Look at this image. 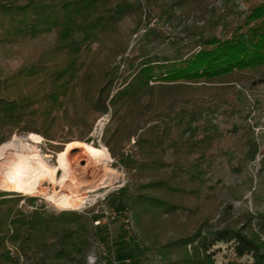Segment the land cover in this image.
I'll return each instance as SVG.
<instances>
[{
	"label": "trees",
	"instance_id": "16d2710c",
	"mask_svg": "<svg viewBox=\"0 0 264 264\" xmlns=\"http://www.w3.org/2000/svg\"><path fill=\"white\" fill-rule=\"evenodd\" d=\"M163 1L146 3L151 8ZM169 1V11L178 8L184 16L196 15L197 22L207 20V0ZM239 1L244 11L233 2L222 15L211 10L206 35L208 25L185 31L188 39L198 37L189 55L127 61L130 80L108 102L111 115L102 142L134 187L127 207L140 233L138 241L154 250L161 264H214L209 249L230 241L236 257L250 255L251 264H264V250L245 233L251 225L246 222L234 231L213 223L221 206L219 187L211 179L213 152L229 141L216 118L235 110L231 92L235 84L264 85V0ZM133 14H141V9L127 0L0 3L1 57H12L9 47L56 34L38 63H23L9 76L0 73V145L16 132L61 140L75 122L62 111L59 98L75 89L81 91L88 110L106 113L111 81L100 85L110 61L106 54L115 52L110 45L118 24ZM131 137L136 140L126 157L122 152ZM3 196L17 195L0 193V264L5 263V241L18 244L27 254L31 248L45 253L49 233H63L67 243L56 255L88 251L80 215L62 212V222L52 226L36 213L26 219L15 209L18 199ZM228 209L220 213L228 214ZM256 226L264 231V216Z\"/></svg>",
	"mask_w": 264,
	"mask_h": 264
},
{
	"label": "rangeland",
	"instance_id": "374dc122",
	"mask_svg": "<svg viewBox=\"0 0 264 264\" xmlns=\"http://www.w3.org/2000/svg\"><path fill=\"white\" fill-rule=\"evenodd\" d=\"M22 1L24 0H0V3ZM127 1L132 5H138L141 14L128 16L118 24L110 45L112 52H115L106 54V57H110V61L107 63V69L104 71L106 74L100 85H103L106 79L111 81L109 97L105 102L107 111L104 113L95 110L93 106V110H88L81 91L77 89L68 92L65 98H59V101H62V111L75 122L74 126L68 132L64 131L61 140L49 141L37 135L42 138V142L30 149V151L36 150L49 166L56 164V155L65 149L66 144L79 139L83 141L78 142L95 148H105L102 137L111 115L108 102L130 80L128 76L131 72L126 66L127 61L134 57L158 61L185 57L195 51L193 43L198 38L196 36L186 38L187 29L208 25V28H205L207 30L204 35H206L210 29L212 11L215 10L217 15H222L224 8L230 7L232 2L238 11L246 9L239 0H207L209 13L204 15L205 20L208 21L206 23V21L197 22L196 15L184 16L178 8L169 11L171 4L169 0L155 2L151 8L147 7V0ZM161 4L165 7H161L162 14L159 13ZM222 21L226 20L222 19ZM215 33H219L218 30ZM55 37L56 34L52 32L43 34L40 40L18 47H9L12 57L0 56L1 76L11 75L23 63H38L40 53L54 42ZM231 92L234 94L235 110L227 116L220 115L216 118L219 128L227 132L229 141L223 142L224 146H219L213 152L211 179L219 187L216 196L221 205L214 212L216 216L213 223L220 224V228L227 227L238 231L242 225L245 227L247 222L252 228L245 233L264 250V231L256 226L257 219L264 216V85L235 84ZM225 98L226 95L222 94L221 99ZM27 135L28 133L16 132L11 136L8 142L12 143L14 150L12 152L22 154L24 144L31 145L27 141ZM135 140L136 137H131L124 144L122 152L124 156L129 157ZM77 152V149L70 151V154L72 153L70 177L73 178L74 183L70 179L63 184L49 185L45 182L41 188H45L46 194L59 196L77 192L82 198L79 205L69 210H60L46 202L43 195L24 196L3 191L0 193L17 195V197H3L17 198L19 201L15 209L26 219L36 213L41 222L47 219L48 224L54 226L55 223L62 222V212L80 215L85 220L87 241L90 243L88 251L74 256L69 253L56 255L57 251L62 250L63 245L67 243L63 240V233L58 235L49 233L44 240L45 253L31 248V253L27 254L25 251H20L18 244L11 245L5 241L4 264H161L160 256L147 244L144 242L140 244L138 241L140 233L133 225L127 207V199L134 194V187L128 180L124 168L119 167L117 160L112 159L108 151L109 160L103 164L104 166L95 160H86L85 157L76 160ZM105 172H109L106 176L109 179V186L94 193H86L88 188L103 179ZM61 176L62 172L56 174L58 180ZM225 208H229L228 214H221L220 212ZM208 253L213 255L214 264L252 263L250 255L236 257L233 241L217 242Z\"/></svg>",
	"mask_w": 264,
	"mask_h": 264
},
{
	"label": "bare ground",
	"instance_id": "6f19581e",
	"mask_svg": "<svg viewBox=\"0 0 264 264\" xmlns=\"http://www.w3.org/2000/svg\"><path fill=\"white\" fill-rule=\"evenodd\" d=\"M26 137L31 145L24 144L22 154H17L16 151L15 153L12 152L14 150L11 142L0 145V162H3V164H0V191L19 193L24 196L43 195V199L46 202L60 210H69L73 206L79 205L82 202V198L77 192L59 196L57 194H46L44 192L45 188L41 187L45 182L49 185L63 184L69 179L73 182V178L71 179L70 177V164L72 163H70L72 159L70 158L72 154H70V151L72 149L78 150L75 155L76 160L85 157L86 160H95L101 165L109 160L106 149L103 147L95 148L89 144L74 141L66 144L65 149L56 155V164L49 166L36 150L30 151L34 145L41 144L42 138L34 134H28ZM58 172H62L60 180L56 177ZM107 175H109V172H105L103 179L85 192L94 193L107 188L109 186Z\"/></svg>",
	"mask_w": 264,
	"mask_h": 264
}]
</instances>
